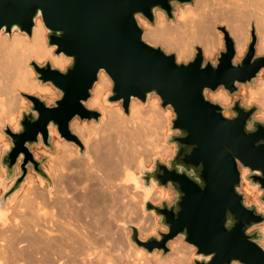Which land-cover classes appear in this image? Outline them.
Wrapping results in <instances>:
<instances>
[{
  "label": "water",
  "instance_id": "95a60500",
  "mask_svg": "<svg viewBox=\"0 0 264 264\" xmlns=\"http://www.w3.org/2000/svg\"><path fill=\"white\" fill-rule=\"evenodd\" d=\"M193 0H0V29L14 28L31 35L39 16L46 28V41L54 54H63L71 62L63 70L47 60L30 62L36 78L60 92L53 105L37 94L22 93L29 100L20 111L18 127L2 131L9 145L0 155V168L11 185L0 201L17 192L31 168L40 178L49 175L31 147L42 144L52 149V131L61 139L76 142L69 124L98 121L101 113L85 102L102 70L112 87L106 102H121L129 112L132 98L146 103L153 94L161 108L171 107V132L166 142L174 146L165 162L154 158L150 169L141 166L140 188L169 187L170 200L154 204L148 196L143 211L153 212L166 231L156 229L145 239L139 229L129 225L132 243L162 255L167 244L178 237L195 247L193 264H264V208L245 204L239 191L243 181L258 190V202L264 207V120L254 118L259 107L245 106L235 99L230 117L225 106L211 101L207 91L220 86L234 94L238 84L254 85L264 69V55H256L257 37L253 27L250 42L242 58L236 59L233 38L224 26V50L215 61L204 60L200 46L194 47L192 59L179 62L174 53L152 46L143 39L144 28L138 15L155 22V11L162 10L168 21L175 19V5ZM18 165L19 173L15 174ZM246 169L244 175L242 170Z\"/></svg>",
  "mask_w": 264,
  "mask_h": 264
},
{
  "label": "bare ground",
  "instance_id": "6f19581e",
  "mask_svg": "<svg viewBox=\"0 0 264 264\" xmlns=\"http://www.w3.org/2000/svg\"><path fill=\"white\" fill-rule=\"evenodd\" d=\"M155 15L156 27L138 17L146 28L143 39L149 44L161 42L167 50L175 49L177 60H188L196 44L201 45L204 57H212L222 41V34L212 28L217 22L227 23L235 41L236 55L241 56L249 38L250 16H256V55L264 54V0H195L193 6L185 3L178 7L176 23H169L160 10H156ZM53 49L54 46L46 42V28L39 16L35 18L31 35L16 28L10 33L0 29L1 124L5 119L9 124L16 119L14 113L19 105L16 91L43 97L55 95L51 86L34 78V71L27 64L31 59L39 64L49 60L53 67L63 70L71 58L54 54ZM110 85L101 70L91 97L85 102L89 109L101 111L102 135L96 138L98 129L93 122L89 125L74 118L69 124L85 146L88 157L78 156L73 143L55 141L58 153H49L50 162L46 163L53 179V191L47 182H35L29 173L25 201L20 204L25 202V214L14 213L18 215L15 219L25 215L20 218L25 220L18 219V223L11 218L14 230L3 229L6 209H0V264H192L194 246L182 244L179 238L170 244L172 252L162 257L158 252L148 253L128 244L123 238L128 229L123 232L120 227L123 233L119 232V236L112 233L113 224L123 219L136 223L141 237L150 231L154 218L149 213L142 216L145 211L141 212L139 206L150 193L151 198H148L159 202L164 190L157 186L152 193L140 188L135 172L147 153L167 156L171 148L160 144L165 140L170 113L159 108L158 99L151 95L148 105L144 106L132 98L129 112L125 114L119 105L105 102L104 94ZM241 94L248 96L249 104L259 105L260 111L255 117L264 120V74L256 79L255 86L242 88ZM208 97L219 104L231 100L221 88L208 92ZM19 99L22 105L24 100ZM51 131L54 133L52 128ZM43 152L48 155V151ZM138 188L141 191L131 190Z\"/></svg>",
  "mask_w": 264,
  "mask_h": 264
},
{
  "label": "rangeland",
  "instance_id": "374dc122",
  "mask_svg": "<svg viewBox=\"0 0 264 264\" xmlns=\"http://www.w3.org/2000/svg\"><path fill=\"white\" fill-rule=\"evenodd\" d=\"M194 1L195 0H193L191 3H189V4H191L192 6L194 5ZM180 5H178V4H176L175 5V8H176V10H175V14H176V12H177V9H178V7H179ZM184 6V5H183ZM157 10H159V9H157ZM160 11H162V10H160ZM163 12V11H162ZM163 14H164V16H165V19H167L166 18V15H165V13L163 12ZM138 17L139 18H142V19H144L150 26H152V27H156L157 26V22H156V15H155V22H154V24H151L147 19H145L144 17H142L141 15H138ZM138 17H137V21H138V23H139V25L141 26V27H143L144 28V30H146V28H145V26L143 25V24H141L140 22H139V19H138ZM255 18H256V16L255 17H253V16H250L249 17V20H248V33H249V38H248V41H247V44H246V47H245V50H244V52H243V54L241 55V56H237L236 55V57L235 58H237V59H240V58H242L243 57V55H244V53H245V51H246V49H247V45H248V43L250 42V32H251V28L253 27V29H254V31H255V35H256V37H257V39H258V35H257V33H256V30H255V25H254V23H255ZM168 21V20H167ZM169 23H176L177 21H176V19H174V20H171V22L170 21H168ZM218 26H224L225 28H226V30L228 31V29H227V23L226 22H222V23H220V22H217V23H215L214 25H213V31L214 32H216V33H221L222 34V41H221V46H219L218 48H217V50H216V52L214 53V55L212 56V57H209V58H207V57H204L203 56V58H204V60L206 61V60H210L211 62H214L215 61V57L218 55V52L219 51H222V50H224L225 48H224V41H223V33H222V31L221 30H219V29H217V27ZM228 33H229V31H228ZM230 35V34H229ZM231 36V35H230ZM232 37V36H231ZM233 38V37H232ZM233 40H234V38H233ZM47 42V41H46ZM235 42V41H234ZM149 44V43H148ZM150 45H152V46H159V47H161L165 52H167V53H174L175 54V56H176V50L175 49H168L167 50V48H166V46H164L161 42H157V43H154V44H150ZM197 45V44H196ZM196 45H194L193 46V54H192V56L188 59V60H190V59H192L193 58V56H194V53H195V49H194V47L196 46ZM200 47H201V45H199ZM202 49V48H201ZM261 55H264V54H261ZM33 59H31L27 64H28V66H30L31 68H32V66L30 65V62L32 61ZM188 60H186V61H188ZM177 61H179V62H186V61H182V60H177ZM39 64V63H38ZM32 70H33V68H32ZM34 71V70H33ZM34 73H35V71H34ZM105 73V72H104ZM263 74H264V70H261L260 72H259V74H258V76H257V78H260V77H262L263 76ZM107 76V75H106ZM260 76V77H259ZM108 77V76H107ZM34 78L37 80V78H36V73H35V76H34ZM109 79V78H108ZM37 81H39V80H37ZM109 81H110V83H111V80L109 79ZM47 85H49V86H51V88L52 89H54V92H55V95L54 96H41V95H39V96H41L42 98H44L45 100H46V102H47V104L48 105H53L54 104V101L60 96V92L56 89V88H54L51 84H49V83H47ZM256 85V81H255V84L254 85H243V84H238V91L236 92V93H234V94H229L228 93V91L227 90H225L223 87H219V88H221V89H224L228 94H229V96H230V98H231V100H230V102L229 103H227V104H221V105H223V106H225L227 109L225 110V112H224V115L226 116V117H230L233 113H232V111H230L229 109H228V107L229 106H231L232 105V103H233V101L235 100V99H238V98H240L241 99V103L243 104V105H245V106H252V105H256L257 107H259V105H257V104H253V103H248L247 102V99H248V96L247 95H242L241 94V89L242 88H247L248 86H255ZM111 87H112V83H111V85H110V87H109V89L106 91V93L104 94V99H105V102H106V97L109 95V93H110V90H111ZM218 90V89H217ZM216 91V90H215ZM208 92H211L210 90L209 91H207V97H208ZM16 93V96H17V99H16V102L19 104L18 105V107L16 108V111H15V113H14V115L16 116V119H15V121H13V123L11 122V124H9L10 122L7 120V119H5L3 122H2V124L0 123V135L2 134V136L1 137H3L2 139H0V155H1V153H2V151H3V149L5 148V147H7L8 145H9V137L2 131V129L3 128H5L6 126H8L9 128H11V129H16L17 127H18V119L20 118V111L21 110H27L28 109V105H29V100L27 99V98H25L23 95H22V93H25V92H22V91H16L15 92ZM18 94V95H17ZM30 94V93H29ZM38 95V94H37ZM244 96V97H243ZM152 97H156L157 99H158V106H159V108L162 110V111H164V112H166L167 110L169 111V115H168V119H169V124L167 125V129H166V134H164L165 136H164V138H165V140L164 141H162V142H160V144L163 146H166V147H170L171 148V152H170V154L169 155H167V156H163V155H161V154H157V153H155V154H146L145 156V158L144 157H142V159H141V161L144 163H142L141 162V164L138 166V169H137V171L135 172V174L138 176V177H140V175H141V166L142 167H144L145 169H150L151 167H152V165H153V162H154V158L155 157H157V156H159L163 161H167L172 155H173V151H174V146L171 144V145H169V144H167V142H166V137H167V135L171 132V130H170V126H171V119L174 117V113H173V111H172V109H171V107H166L165 109H163V108H161V106H160V100H159V98L157 97V96H155V95H153L152 94ZM246 97V98H245ZM19 98H22L23 100H24V103L21 105V103H20V99ZM151 98V96L149 97V99ZM209 98V97H208ZM210 99V98H209ZM19 100V101H18ZM211 100V99H210ZM137 102H138V100H136ZM212 101V100H211ZM107 103H110V102H107ZM218 103V102H217ZM110 104H112L113 106H115V105H119L120 106V108H121V110H122V112L123 113H125L124 111H123V108H122V106H121V102H117V103H110ZM144 104V103H143ZM148 105V102H146L145 104H144V106H147ZM86 106V105H85ZM94 109H96V110H98L100 113H101V111L98 109V108H94ZM166 110V111H165ZM260 111V107H259V109H258V111L254 114V118H256V119H261L260 117H255L257 114H258V112ZM126 114V113H125ZM166 115V114H165ZM101 117H102V113H101ZM100 117V118H101ZM77 120H79L80 121V119L78 118V117H75ZM99 118V120L98 121H95V120H83V121H85L87 124H89L90 125V122L92 123V124H95L96 126H97V134H96V138H98L100 135H102V132H101V130H100V121H101V119ZM82 122V121H81ZM53 130H54V133L52 134V149H49V148H46V147H44L42 144H39L38 146H36V145H34V146H32L31 147V151L35 154V156L38 158V159H44V162H43V166L45 167V170L47 171V173H48V175H49V179H50V181H48V180H46V179H44V178H40L39 177V175L37 174V173H35L31 168L29 169V171H28V173H27V176H26V180H25V182L22 184V186H21V188L17 191V192H15L14 194H12L5 202H4V204H3V207H1L0 206V209H6V221H5V225H4V227H2L3 229L6 227L7 229L8 228H12L13 229V227H14V225H13V227H12V224H11V222H13L12 221V219H14V220H16L15 219V217H17L19 214H20V212H22V214H25V209H24V203L25 202H23V204H22V206H20V204H21V202L22 201H25V187L27 186V184H28V176H29V173H30V175L32 174V176L34 177V180H35V182H38V181H40V180H42L43 181V184H46V182L50 185L49 186V188L53 191V189H54V186H53V179H52V176H50V173H49V171H48V169H47V167H46V163L47 162H50V156H49V153L50 154H57L58 153V150L56 149V144H55V141H65V142H67V140H65V139H61V138H59V136L56 134V132H55V128L53 127L52 128ZM72 131V130H71ZM77 136V135H76ZM77 138H78V136H77ZM79 139V138H78ZM79 141H80V143H81V146H82V149L80 148V146L76 143V142H74V141H68L69 142V144H71V143H73V145L74 146H77V149H78V156H81V157H85L86 155H87V157H88V154L89 153H86L85 152V146L82 144V142H81V140L79 139ZM55 144V145H54ZM48 151V155H47V153H44L43 151ZM148 157H149V159H148ZM148 161V162H147ZM150 161V162H149ZM140 170V171H139ZM242 170V175H244V173H245V170L246 169H241ZM19 173V168H18V165L16 166V169H15V174H18ZM44 179V180H43ZM140 183H142V181L140 180ZM43 184L42 185H40L41 187H43ZM10 185H11V180H7L6 179V175H5V172L0 168V201H1V198L3 197V195L6 193V191L9 189V187H10ZM129 185V184H128ZM158 187H161V186H158ZM157 188V186H154V188L152 189V193H153V191H154V189H156ZM163 190H164V196L160 199V201L159 202H157V203H154L151 199V201L154 203V204H160L161 203V201H163V200H167V201H170L173 197H174V193H173V191L171 190V188H170V186L169 187H167V188H165V187H161ZM132 190V192H138L139 190L141 191V189H136V190H134V189H131ZM24 191V192H23ZM239 191L240 192H242L243 194H244V196H245V204L246 205H250V204H256L257 206H258V208L259 209H263L264 207L258 202V190H257V188L256 187H251V186H249L245 181H243L242 182V184H241V186H240V188H239ZM149 198H151V193L149 194V196H148ZM19 203V204H18ZM15 205L17 206V208H15ZM143 205H144V202L143 201H141V204H140V211L141 212H143ZM18 206H20V209H19V207ZM16 209V210H15ZM21 210V211H20ZM18 211H19V214H18ZM15 212H17V213H15ZM24 212V213H23ZM13 215H12V214ZM14 213L15 214H18L17 216L16 215H14ZM147 213H149V216L151 215V217L153 216V218H154V224H153V226H152V228L150 229V231H148V233H146V235L144 236V237H141L140 235L141 234H139V238L140 239H145L146 237H148V236H150V235H152L153 233H154V231L156 230V229H159V230H161V231H166V228L163 226V225H161V224H159L158 222H157V220H158V217L153 213V212H143V214L141 213V215L142 216H144V217H146L147 216ZM11 214V215H10ZM10 215V216H9ZM21 217H25V215H20ZM20 217V218H21ZM12 218V219H11ZM20 218H18L20 221L21 220H25L24 218L23 219H20ZM11 219V220H10ZM16 220V221H18V223H19V220ZM11 221V222H10ZM126 220H119V221H117V222H115L114 224H113V228H112V233L114 232V235H115V233L119 236V234L121 233H123V232H125L124 230H127L124 234V236H123V238H126L125 240L126 241H128L127 243L128 244H131V245H134V246H136V247H138L135 243H132L131 242V240H130V238H129V236H130V234H131V229H130V227H129V225H135V226H137L138 227V229H139V226L138 225H136V223H129V222H125ZM9 224H11L10 226L11 227H8L9 226ZM25 224V223H24ZM23 224H21V226H22ZM120 225V226H119ZM115 226V227H114ZM117 226V227H116ZM119 226V227H118ZM260 226L261 227H263L264 228V223H262V224H260ZM120 227H122L123 228V232H122V228H120ZM5 228V229H6ZM115 228H117L116 230H115ZM120 228V229H119ZM126 228V229H125ZM113 229L115 230V231H113ZM118 229H119V231H118ZM10 230V229H9ZM9 230H6V232L7 231H9ZM14 230V229H13ZM10 231H12V230H10ZM10 231L9 232H7L8 234L10 233ZM120 232V233H119ZM139 233H140V230H139ZM117 235H115V236H117ZM179 239H181L182 241H181V243L182 244H185L184 242H183V238L180 236V237H178ZM177 239V238H176ZM176 239H174L173 241H175ZM173 241H171V242H169L168 244H167V246L169 247V252L168 253H166L165 255H162V253L160 252V251H157V250H154L153 252L155 253V252H158L162 257H165L167 254H169L170 252H172V248L170 247V244L173 242ZM264 240L261 242V246H262V248H263V250H264ZM143 249V248H142ZM146 251V250H145ZM147 252V251H146ZM152 252V253H153ZM194 255H195V247H194V251H193V253L191 254V260H192V264H193V258H194Z\"/></svg>",
  "mask_w": 264,
  "mask_h": 264
}]
</instances>
